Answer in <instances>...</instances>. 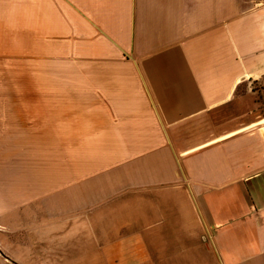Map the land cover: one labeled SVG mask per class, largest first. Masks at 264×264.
<instances>
[{
  "label": "crops",
  "instance_id": "obj_1",
  "mask_svg": "<svg viewBox=\"0 0 264 264\" xmlns=\"http://www.w3.org/2000/svg\"><path fill=\"white\" fill-rule=\"evenodd\" d=\"M0 137L25 264H264V0H0Z\"/></svg>",
  "mask_w": 264,
  "mask_h": 264
},
{
  "label": "rangeland",
  "instance_id": "obj_2",
  "mask_svg": "<svg viewBox=\"0 0 264 264\" xmlns=\"http://www.w3.org/2000/svg\"><path fill=\"white\" fill-rule=\"evenodd\" d=\"M4 140L7 139L0 137V264H25L28 250L27 244L19 246L18 240L23 236V233H20L21 228L46 222L62 226L65 222L64 204L62 201H57L61 199L60 197L55 198L54 202L23 201L21 195L23 185H19L17 180L19 154L13 152L20 147L8 146ZM8 150L12 152H5ZM132 194L125 191L118 199L135 197L134 192ZM136 195L144 194L140 192ZM121 211L124 215H120L119 230L124 232L128 230L125 224L127 210L123 208ZM40 213L47 214L44 215L47 218H40L42 217ZM25 234L29 236L28 233Z\"/></svg>",
  "mask_w": 264,
  "mask_h": 264
}]
</instances>
